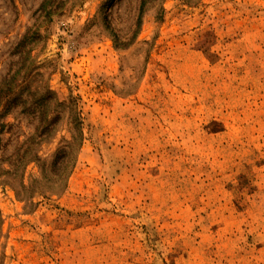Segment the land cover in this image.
Returning a JSON list of instances; mask_svg holds the SVG:
<instances>
[{"label": "rangeland", "instance_id": "374dc122", "mask_svg": "<svg viewBox=\"0 0 264 264\" xmlns=\"http://www.w3.org/2000/svg\"><path fill=\"white\" fill-rule=\"evenodd\" d=\"M14 73L0 264H264V0H0Z\"/></svg>", "mask_w": 264, "mask_h": 264}, {"label": "trees", "instance_id": "16d2710c", "mask_svg": "<svg viewBox=\"0 0 264 264\" xmlns=\"http://www.w3.org/2000/svg\"><path fill=\"white\" fill-rule=\"evenodd\" d=\"M25 40H28V36L27 38H25ZM17 75L18 73H14L13 75H11V77H9L2 84H0L1 86L0 95L5 94L3 98L4 101L3 107L5 109L9 108L11 105H13L15 102L18 101V100H10L9 98L10 94L13 92V88L18 87V85L15 84L16 81L15 77ZM41 101H43L46 105H52V103L55 101V98L51 90H47L46 94H44ZM52 115H54L53 119L52 117L51 118L47 117V121L45 122V125H47V127H44L41 133L38 135V139H39L38 142H41L43 139L48 137V135L52 132L53 127H55L57 122L62 118L61 114H52ZM68 115H69L68 120H70L69 123L72 129V135H71V141L70 142L68 141L66 148L64 150L62 149L59 153L56 154L54 161V168L55 171L57 172L58 177L62 175L60 174V171H62L61 173H63L71 165V162L73 163V161L75 160L76 152L79 150L80 147L77 144L81 136V122H80V117L78 116L79 114H68ZM27 146L28 143H25L22 146V149L25 148V151L23 154L19 156L17 162V164L19 165L27 164V161L33 162L34 160H39L38 155L33 156L31 159L28 158L29 147Z\"/></svg>", "mask_w": 264, "mask_h": 264}]
</instances>
